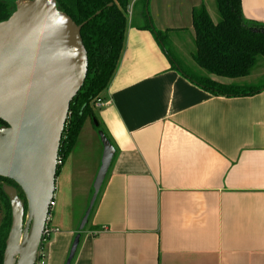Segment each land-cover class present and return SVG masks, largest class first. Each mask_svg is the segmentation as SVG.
Returning <instances> with one entry per match:
<instances>
[{
  "label": "crops",
  "instance_id": "obj_1",
  "mask_svg": "<svg viewBox=\"0 0 264 264\" xmlns=\"http://www.w3.org/2000/svg\"><path fill=\"white\" fill-rule=\"evenodd\" d=\"M201 7L217 23L214 0H130L123 52L102 95L108 104L95 110L114 155L71 264H264V90L214 96L173 63L196 66L192 12ZM241 9L264 25V0H241ZM144 15L165 46L143 27ZM199 76L249 86L250 75ZM82 139L95 160L78 222L100 165L102 146L86 120L55 179L45 264H65L76 233L69 188L79 176L76 166L66 170L79 163Z\"/></svg>",
  "mask_w": 264,
  "mask_h": 264
},
{
  "label": "water",
  "instance_id": "obj_2",
  "mask_svg": "<svg viewBox=\"0 0 264 264\" xmlns=\"http://www.w3.org/2000/svg\"><path fill=\"white\" fill-rule=\"evenodd\" d=\"M83 24L59 11L55 0H16L0 22V178L13 182L24 198L2 184L11 217L2 264L36 262L69 106L87 74ZM96 134L100 165L65 264H71L114 155L104 133Z\"/></svg>",
  "mask_w": 264,
  "mask_h": 264
},
{
  "label": "trees",
  "instance_id": "obj_3",
  "mask_svg": "<svg viewBox=\"0 0 264 264\" xmlns=\"http://www.w3.org/2000/svg\"><path fill=\"white\" fill-rule=\"evenodd\" d=\"M16 0H0V22L14 11ZM57 9L68 15L76 25L83 24L80 36L87 53V74L84 83L69 106L67 120L61 137L56 176L69 153L72 151L78 134L86 120H96L94 103L102 98L110 84L120 61L128 23L130 0H55ZM220 20L213 23L203 7L193 10L194 31L193 62L206 74L240 79L250 75L257 58L264 59V25L247 21L242 15L241 0H214ZM143 27L154 33L159 43L165 46L166 35L154 31L144 15ZM173 60V59H172ZM173 63L190 81L214 96L246 97L264 90L261 86L222 85L207 77H194L188 74L178 62ZM5 125L0 120V126ZM97 132L99 129L94 127ZM2 184L17 190L18 187L7 179L0 178V208L3 217L0 221V264H2L5 240L9 232L11 217ZM92 193V188L90 195ZM88 197V200L90 198ZM79 222L77 223L76 230ZM86 227V226H85ZM85 230V228H84ZM83 230V231H84Z\"/></svg>",
  "mask_w": 264,
  "mask_h": 264
},
{
  "label": "rangeland",
  "instance_id": "obj_4",
  "mask_svg": "<svg viewBox=\"0 0 264 264\" xmlns=\"http://www.w3.org/2000/svg\"><path fill=\"white\" fill-rule=\"evenodd\" d=\"M213 18L218 22L220 20L219 15L217 12L212 15ZM166 41V40H165ZM187 50H192L191 45H184ZM176 57H179L178 55H174ZM185 59L187 61H190L189 58L185 55ZM180 58V57H179ZM191 63L188 62L189 69H185L186 72H188L189 75L194 76L195 78L199 76L200 73H205L203 70L200 68H197V66H192L190 67ZM200 71V72H199ZM245 83H248L250 86H261L264 84V59L261 57L257 58L256 64L254 68L251 70L249 78L245 80ZM243 86H248V85H243ZM85 139H82L81 144L74 149V160L79 161L78 164H76L74 161H71L69 163V166L67 167V172H69L71 165L72 168H76V174L79 176L78 178L73 179L72 185L69 188V192L72 195V209L74 214V228L76 229L78 220L81 216L82 212V202L85 204L86 197L83 194V189L84 186H87L85 184H88V179L90 178V175L94 171V151L92 148H88L89 145L86 146V142L84 141ZM81 154V155H80ZM77 165H80L82 167V171L77 170ZM69 169V170H68ZM81 174V175H80ZM59 189L56 190V193H60L58 191ZM58 191V192H57ZM72 191V192H71ZM54 200L57 201L58 197L56 194L54 195ZM81 209V211H80ZM3 209L0 208V221L3 217ZM52 214L56 218V208H52Z\"/></svg>",
  "mask_w": 264,
  "mask_h": 264
},
{
  "label": "built area",
  "instance_id": "obj_5",
  "mask_svg": "<svg viewBox=\"0 0 264 264\" xmlns=\"http://www.w3.org/2000/svg\"><path fill=\"white\" fill-rule=\"evenodd\" d=\"M104 104H108L106 100L102 101L101 99H97L96 102L94 103V108L99 109L102 107ZM61 161L59 158H57V165H60ZM54 206V202L52 201L49 205V212L46 218V224L42 233V239H41V245L37 253V258L35 264H45V258H44V252L42 250L43 244L47 241L49 238L50 233L52 232V229L49 227V220H50V211Z\"/></svg>",
  "mask_w": 264,
  "mask_h": 264
},
{
  "label": "flooded vegetation",
  "instance_id": "obj_6",
  "mask_svg": "<svg viewBox=\"0 0 264 264\" xmlns=\"http://www.w3.org/2000/svg\"><path fill=\"white\" fill-rule=\"evenodd\" d=\"M19 194V193H18Z\"/></svg>",
  "mask_w": 264,
  "mask_h": 264
}]
</instances>
